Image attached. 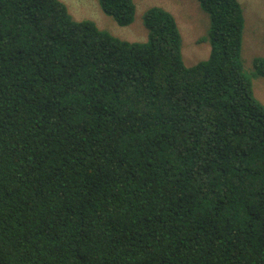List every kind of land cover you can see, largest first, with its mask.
I'll list each match as a JSON object with an SVG mask.
<instances>
[{"label":"trees","instance_id":"1","mask_svg":"<svg viewBox=\"0 0 264 264\" xmlns=\"http://www.w3.org/2000/svg\"><path fill=\"white\" fill-rule=\"evenodd\" d=\"M208 60L175 18L146 44L59 0H0V264H264V105L238 0H197ZM121 27L133 0H98ZM264 77V58L254 60Z\"/></svg>","mask_w":264,"mask_h":264},{"label":"rangeland","instance_id":"2","mask_svg":"<svg viewBox=\"0 0 264 264\" xmlns=\"http://www.w3.org/2000/svg\"><path fill=\"white\" fill-rule=\"evenodd\" d=\"M68 8L76 22L90 21L101 31L131 44H146L148 29L146 12L154 7L163 8L175 18L181 36V54L187 67L208 60L211 45L205 40L210 27V16L197 0H133L135 18L126 27L119 26L100 8L98 0H59ZM241 4L245 25L242 40L241 61L249 78L256 100L264 105V77L258 76L254 60L264 58V0H238Z\"/></svg>","mask_w":264,"mask_h":264}]
</instances>
